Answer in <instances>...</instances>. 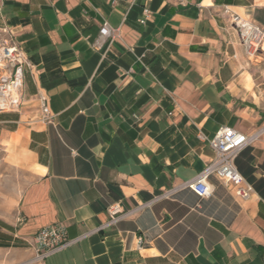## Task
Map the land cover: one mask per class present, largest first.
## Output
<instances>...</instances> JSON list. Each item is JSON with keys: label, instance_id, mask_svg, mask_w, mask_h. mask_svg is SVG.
Returning <instances> with one entry per match:
<instances>
[{"label": "crops", "instance_id": "crops-1", "mask_svg": "<svg viewBox=\"0 0 264 264\" xmlns=\"http://www.w3.org/2000/svg\"><path fill=\"white\" fill-rule=\"evenodd\" d=\"M231 12L264 27V0H4L33 64L20 110L0 112V146L31 177L9 240L33 249L59 222L73 242L44 264H264V44L248 55ZM223 126L251 138L245 200L214 175L209 196L184 185Z\"/></svg>", "mask_w": 264, "mask_h": 264}, {"label": "built area", "instance_id": "built-area-1", "mask_svg": "<svg viewBox=\"0 0 264 264\" xmlns=\"http://www.w3.org/2000/svg\"><path fill=\"white\" fill-rule=\"evenodd\" d=\"M4 0H0V5ZM228 11L227 8H225ZM148 10L145 9L147 15ZM232 25L238 34L246 52L250 56L258 55L263 49L264 27L251 17L235 12L230 13ZM144 22V19L141 20ZM113 29L105 21L100 29V35L95 40L96 47L101 46V38L111 35ZM33 64L29 59L23 45L18 40L16 30L10 26L0 25V111H19L24 100V84L26 75L31 71ZM41 105V120L54 121V114L49 109V100L46 94L39 93ZM199 137L205 136L200 132ZM251 141L245 133L223 126L208 140L214 148L215 156L207 162L205 168L192 180L184 185L193 190L198 196H209L212 185L208 178L216 176L221 183L231 187L240 199H247L254 191L253 185L248 182L238 170L235 159L238 153ZM109 214L117 219L122 212L118 202L108 206ZM143 240L139 237V243ZM73 240L68 238L65 225L56 222L43 226L35 236L34 252L36 258L43 263L45 258L64 247L69 246Z\"/></svg>", "mask_w": 264, "mask_h": 264}, {"label": "rangeland", "instance_id": "rangeland-1", "mask_svg": "<svg viewBox=\"0 0 264 264\" xmlns=\"http://www.w3.org/2000/svg\"><path fill=\"white\" fill-rule=\"evenodd\" d=\"M30 178L29 171L11 158L8 149L0 146V264H44L36 258L34 249L9 240L8 234L7 222L16 215L19 198Z\"/></svg>", "mask_w": 264, "mask_h": 264}]
</instances>
